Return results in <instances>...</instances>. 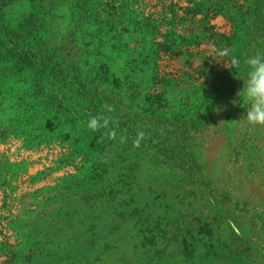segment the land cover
I'll list each match as a JSON object with an SVG mask.
<instances>
[{
	"label": "rangeland",
	"instance_id": "374dc122",
	"mask_svg": "<svg viewBox=\"0 0 264 264\" xmlns=\"http://www.w3.org/2000/svg\"><path fill=\"white\" fill-rule=\"evenodd\" d=\"M233 1L256 9L235 44L223 14L210 30L202 14L185 21L189 0H0L1 18L31 28L28 41L50 42L58 94V113L28 125L0 108V264H264V125L232 103L241 79L222 90L234 56L242 72L264 54V0ZM174 30L200 43L168 51ZM76 67L120 93L123 112L203 114L188 122L180 159L154 158L136 135L89 130L76 113ZM6 83L0 98L32 121L27 84Z\"/></svg>",
	"mask_w": 264,
	"mask_h": 264
},
{
	"label": "trees",
	"instance_id": "16d2710c",
	"mask_svg": "<svg viewBox=\"0 0 264 264\" xmlns=\"http://www.w3.org/2000/svg\"><path fill=\"white\" fill-rule=\"evenodd\" d=\"M189 2L190 5L183 7L187 14L185 21L188 16L193 18L197 14H202L200 21H204L206 29L210 30L214 27L210 25L209 21L212 15L223 14L233 24L231 35L234 40L233 44L243 36V26L248 29L249 26L246 24L252 22L256 11V9H251L250 4L239 5L238 1H233V6L229 4L230 0H189ZM176 6L178 4H171L176 18H180ZM245 6L246 10H243ZM146 18L153 19L151 16ZM31 32L30 27L12 24V22L0 16V85L8 92L7 87L11 86L7 85L6 79L11 77H17L27 84V88L23 91L27 92L28 103L30 104L31 100L35 106L31 110L34 118H32V121H27L26 117L21 118L22 110L14 106L11 95H7V93L6 95L3 93L0 98V108L13 109L15 120L25 122L26 125L34 123L39 117L45 118L47 112L58 113V109L55 110V106L50 105V99L57 100L58 96L49 82V77L56 72V65L53 64V55L50 52L52 46H50L47 39L41 36L28 41L27 38L31 35ZM170 36L171 41L165 44L168 51H177L184 45L194 43L189 41H195V44L200 43L198 42L199 35L194 33L180 34L174 30ZM223 36L226 37V35ZM75 40L78 43L77 48L82 50L81 39L76 36ZM226 80L228 84L222 90H233L237 85V77L231 72ZM71 85L73 92H76V97L80 98V101L76 102L79 106L76 113H79L80 118H85L87 122L92 116H101L108 121L104 127L95 132L97 136L107 133V129L120 135L125 132L128 135H136V138L131 139H135L137 142H132V144L142 148L145 147L146 151L154 150L152 156L163 161L180 159L179 148L183 146L186 149L185 141L191 136V127L194 126L188 125V122H195L204 118L203 114L192 115L191 113L188 114L189 111L187 110L185 113L177 112L172 116L168 115L167 112H162L159 115L152 116L153 119L150 121L147 115L148 110L143 113V111L137 109L142 108L138 105L135 111L123 112L121 106L127 104V102H125L122 95L116 93V91L114 92V90L112 92L108 88H100L95 85L93 79L87 74L83 75V71L79 67L75 68ZM19 88L22 89V85ZM16 92H22V90ZM229 93L231 96L235 95L233 92ZM227 94L228 92L224 93V91L220 93L222 96ZM118 96L119 98H117ZM7 102L8 104H6ZM43 104L48 105L44 113L40 109ZM37 105H40V107H37ZM188 116H191V120L187 118ZM193 159L195 160V158Z\"/></svg>",
	"mask_w": 264,
	"mask_h": 264
},
{
	"label": "clouds",
	"instance_id": "9594fccd",
	"mask_svg": "<svg viewBox=\"0 0 264 264\" xmlns=\"http://www.w3.org/2000/svg\"><path fill=\"white\" fill-rule=\"evenodd\" d=\"M232 63L234 75L243 81V87L237 92V99L232 103L245 106L242 117L248 125H264V54L249 55L244 61L242 72L239 57L234 56ZM107 123L101 116H92L87 120L86 127L98 132Z\"/></svg>",
	"mask_w": 264,
	"mask_h": 264
}]
</instances>
